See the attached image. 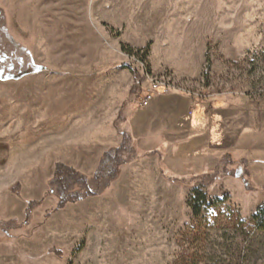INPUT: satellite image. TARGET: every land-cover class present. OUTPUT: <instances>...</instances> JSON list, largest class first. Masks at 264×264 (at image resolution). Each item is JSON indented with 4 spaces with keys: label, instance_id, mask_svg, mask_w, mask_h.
Listing matches in <instances>:
<instances>
[{
    "label": "rangeland",
    "instance_id": "rangeland-1",
    "mask_svg": "<svg viewBox=\"0 0 264 264\" xmlns=\"http://www.w3.org/2000/svg\"><path fill=\"white\" fill-rule=\"evenodd\" d=\"M95 1L0 0V66L12 60L16 70L17 57L26 62L28 55L45 66L0 78V220H14L0 225V264H234L247 252L240 228H252L250 216L264 201V0H183L182 13L208 21L200 27L199 74L198 61L188 78L169 69L153 72L147 56L145 62L152 73L171 75L170 86L155 97H184L175 103L201 112V131L160 127L134 137L119 174L105 184L93 173L100 154L118 145V127L85 130L78 123L84 105L71 111L62 96L72 77L85 89L101 71L94 67L100 60L137 66L134 54L121 50L123 25V36L137 44L149 21L142 16L145 0H134L138 12L122 0L113 12L99 11L121 23L110 29L96 15ZM138 97L128 105V93L122 104L136 109ZM101 136L115 138L97 144ZM57 161L86 174L95 195L54 209L49 181ZM195 187L209 198L229 195L193 215L187 199ZM31 199L40 203L21 225ZM252 248L264 249V232Z\"/></svg>",
    "mask_w": 264,
    "mask_h": 264
},
{
    "label": "crops",
    "instance_id": "crops-1",
    "mask_svg": "<svg viewBox=\"0 0 264 264\" xmlns=\"http://www.w3.org/2000/svg\"><path fill=\"white\" fill-rule=\"evenodd\" d=\"M121 2L122 0L95 1L96 15L101 20L109 22L110 29L121 23L114 25L108 18L99 14V11L101 12V8L104 6L113 12L117 10V5ZM130 2L133 5L131 11L137 10L138 12L139 9L135 8L134 4L138 6L139 3H135L134 0H126L124 4L128 5ZM183 3V0H145L142 16L149 21V32L141 43H132L126 39L123 36L125 29V25H123L121 41L133 48L148 45L147 58L153 72L169 69L180 78L194 77L191 74L194 61H198V74L200 72L205 48L203 23L208 21L202 17L200 20L196 13H182ZM127 10L130 11V9ZM200 27L203 28L200 29ZM117 64L118 62L109 63L103 60L96 62L95 69L101 71L98 74L94 73V77L89 79L85 89L78 84L80 80H76L74 77L69 78L73 84L72 87L67 89L65 86L66 91L62 96L64 106L76 108L79 103L80 106L84 105L82 108L77 107L82 112L78 123L82 127H88L85 129L87 131L102 134L104 131L112 132L115 129V118L120 105L127 98L132 84L131 71ZM104 69L105 71H102ZM99 75L101 79L98 80L96 76ZM120 76H123L124 80L120 79ZM180 99L182 101L185 98L172 93L157 96L146 106H140L133 110L124 107L122 109V116L126 120L124 128L130 131L133 137L139 138L144 136L148 130H156L160 127H163L166 133H181L184 131V126L192 129L196 127L193 131H201V128L198 127L202 120L201 112L197 110V113L193 115L190 109L185 110L183 105L178 106L175 102H181ZM73 109L71 111H74ZM207 124L206 131L214 127L213 121L207 122ZM202 125L204 126V124ZM214 131L212 129L210 132ZM112 138L115 137L103 138L101 136L96 143L107 144ZM115 139L120 142L121 136Z\"/></svg>",
    "mask_w": 264,
    "mask_h": 264
},
{
    "label": "trees",
    "instance_id": "trees-1",
    "mask_svg": "<svg viewBox=\"0 0 264 264\" xmlns=\"http://www.w3.org/2000/svg\"><path fill=\"white\" fill-rule=\"evenodd\" d=\"M120 47L121 50L126 52L128 55L134 54L143 60H145L149 49L148 45L141 48H133L128 44L123 43H121ZM146 65L147 69L149 70V65ZM119 66L128 68L132 73V84L129 88V98L126 101L128 105H131L135 97L139 96L142 92L140 86L142 76L136 67H133L127 64L126 62L119 64ZM208 68L209 57L206 55L204 66L205 73ZM43 69H45V66L34 62L31 55H28V60L26 61V68L21 74L15 76V79L20 78L25 74L38 72ZM124 107L125 106L123 103L120 106L118 114L114 121V124L118 127V131L121 134V140L118 145L109 147L100 154L98 163L93 173V179L95 181L100 180L103 182V184H105L107 181L113 180L119 174L120 165L124 162L122 153H129L133 151L132 141L134 137L130 132H128L124 128V123L126 121L125 118L122 116V109ZM157 140L163 141L159 138H157ZM250 161L251 160H247L246 163H249ZM226 173L229 172L226 171ZM49 184L51 187L49 192L54 193L57 198V202L54 206V209L62 207L65 203L79 201L88 196L95 195L96 193V191L89 185V180L86 174L61 161H57L54 164V170ZM228 195L229 192L224 191L218 197L209 198L205 194V192H203L200 188L195 187L191 190L190 194L188 195L187 203L191 208L192 214L198 215L202 208L224 202L228 198ZM39 203L40 200L35 199H31L27 202L24 208L25 216L24 219L21 221V225H25L29 221L30 212ZM250 221L253 224L252 228H240L241 230H243V236L246 239L245 248L247 249V252L246 254L236 257L234 264H246L245 260L247 261V264H256V260H247V255H255V258L264 257L263 248H252L253 243H255V239L257 238L258 234L260 232H264V201L257 205L255 211L250 216ZM13 222L14 220H0V225H9L13 224ZM261 264H264V260L261 262Z\"/></svg>",
    "mask_w": 264,
    "mask_h": 264
},
{
    "label": "built area",
    "instance_id": "built-area-1",
    "mask_svg": "<svg viewBox=\"0 0 264 264\" xmlns=\"http://www.w3.org/2000/svg\"><path fill=\"white\" fill-rule=\"evenodd\" d=\"M133 57V55H130ZM134 60L136 61L135 66L142 78L140 81L141 94L138 97L137 103L139 106L147 105L155 95L159 94L162 91H166L171 83V75L168 72H162L159 74H154L147 69L145 60L139 58L137 55H134Z\"/></svg>",
    "mask_w": 264,
    "mask_h": 264
},
{
    "label": "flooded vegetation",
    "instance_id": "flooded-vegetation-1",
    "mask_svg": "<svg viewBox=\"0 0 264 264\" xmlns=\"http://www.w3.org/2000/svg\"><path fill=\"white\" fill-rule=\"evenodd\" d=\"M5 59L4 57L0 58V62H3ZM26 68V62H23V60H21L20 57H17V67L16 70L14 69V63L12 60L8 61L7 64H2V66H0V71H2V76L5 74H9L12 75V78L10 79H15V76L21 74L23 72V70ZM18 79V78H16Z\"/></svg>",
    "mask_w": 264,
    "mask_h": 264
},
{
    "label": "water",
    "instance_id": "water-1",
    "mask_svg": "<svg viewBox=\"0 0 264 264\" xmlns=\"http://www.w3.org/2000/svg\"><path fill=\"white\" fill-rule=\"evenodd\" d=\"M0 78H2L3 80H7V79L12 78V75L5 74L2 76V71H0Z\"/></svg>",
    "mask_w": 264,
    "mask_h": 264
}]
</instances>
